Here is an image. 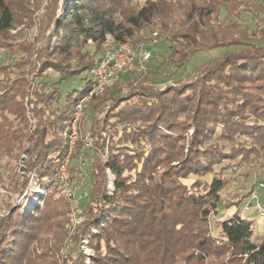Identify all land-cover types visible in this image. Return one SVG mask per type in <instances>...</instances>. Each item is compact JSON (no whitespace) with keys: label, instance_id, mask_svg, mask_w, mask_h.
I'll list each match as a JSON object with an SVG mask.
<instances>
[{"label":"trees","instance_id":"1","mask_svg":"<svg viewBox=\"0 0 264 264\" xmlns=\"http://www.w3.org/2000/svg\"><path fill=\"white\" fill-rule=\"evenodd\" d=\"M250 3L0 0V187L22 196L0 212V264H264V234L217 210L230 168L264 155V45L241 21ZM147 31L168 41L171 68L225 50L192 80L158 88L149 81L160 71L128 73L123 93L113 95L112 83L91 98L92 145L78 139L66 163L72 185L89 188V213L73 226L74 201L57 173L74 105L92 86L106 36L149 50L138 43ZM49 70L52 82L43 80ZM72 77L83 85L62 101L59 85Z\"/></svg>","mask_w":264,"mask_h":264},{"label":"rangeland","instance_id":"2","mask_svg":"<svg viewBox=\"0 0 264 264\" xmlns=\"http://www.w3.org/2000/svg\"><path fill=\"white\" fill-rule=\"evenodd\" d=\"M143 0H141L142 2ZM262 6L264 9V0H251V3L248 8H245L242 10V25L247 27L250 31H256L257 32V43L260 45H264V10H260L259 7ZM33 30V29H32ZM24 31V33L21 34V36H24L26 33L28 36H31L34 34V30L32 31ZM15 31L12 30L11 33H14ZM144 37L149 38L150 40L147 42L139 41V44H144L149 48V51L151 52V60L147 62L146 66V72H152V71H160V74L154 78H152L149 83H151L154 87L163 88L166 85H173L185 80H192L195 76V69L203 62L208 61L216 56H219L223 53L225 48H216L211 51H199L195 53L187 63H185L180 68H171L168 67L167 64H164L167 54L169 52L168 49V41L163 40L160 42H154V39L156 38L155 34H152L150 32H145ZM7 57V51L0 49V61H4ZM57 73L53 70H49L48 74L46 75L43 80H47L52 82L53 78H55ZM124 75L121 77L118 81L114 82L116 85L115 89L111 92L113 95L123 93L126 89L125 81H124ZM139 73H133L129 77L135 78L138 77ZM3 76L0 75V79ZM83 85V81L80 80L79 77H72L67 81L62 82L59 85V90L62 94V101L63 96L68 90L72 89H78ZM106 103H109L107 101ZM90 114L91 112L88 111L83 113L84 118L86 115V122H85V132H88V126L90 123ZM82 115V117H83ZM79 122V127L81 124V120ZM82 128H80V131H84ZM215 139H211L208 141L204 146H207L210 143H214ZM76 143V142H75ZM75 146V144H74ZM73 146V147H74ZM87 147L86 145H84ZM85 155V153H84ZM78 159L82 160L83 165L81 164L80 167H83L86 163H88V159L86 157H79ZM8 160L7 157H3L0 159L1 165H3ZM12 164H14V159H9ZM90 160V159H89ZM85 161V162H84ZM73 162H69V166L72 165ZM4 166V165H3ZM234 166V165H233ZM5 168V167H4ZM6 169V168H5ZM67 169V168H66ZM4 170V169H3ZM68 171V170H67ZM230 171V172H229ZM228 174H226L227 177L230 178L229 183L225 186L223 189L221 196L223 198V202L229 203V201H235L238 199H241L236 205H230L225 206L222 201L218 203L217 210L218 213L221 216H229L231 214H238L243 209V206L247 203L249 205L250 213H255L256 210V202L257 200H263L264 192L259 188L260 180L264 177V155L259 159H252L248 164L236 167L235 170H229ZM72 174V173H71ZM68 187L71 192H74L75 200H77L78 207L82 208L85 212V214L89 213V210L86 207L87 204V194L89 193V188L86 187V185L81 186L80 183H78L76 186L72 185L73 180L71 179L70 173L68 171ZM193 177L186 179L185 182L190 183L192 181ZM111 184V178L109 180V184ZM261 187V186H260ZM253 189V194L250 191ZM44 191V190H43ZM249 194L252 195V198L249 200L243 199L246 198ZM242 196V197H241ZM17 195H13L12 198H7L5 191L0 187V212H3L5 209V204L8 199V201H13ZM22 199L21 197H17V200L20 201ZM249 200V201H248ZM28 204L31 203V201L27 202ZM31 206V205H30ZM248 211H246L247 213ZM73 226L74 223H73ZM215 229L212 227V232H214ZM256 229H254V236ZM84 252L87 255L93 254V250L90 248V246L87 247L86 244L82 245ZM76 247H70V252L72 254L75 253ZM67 251H69V248H67Z\"/></svg>","mask_w":264,"mask_h":264},{"label":"built area","instance_id":"3","mask_svg":"<svg viewBox=\"0 0 264 264\" xmlns=\"http://www.w3.org/2000/svg\"><path fill=\"white\" fill-rule=\"evenodd\" d=\"M42 9L36 12V17L41 16ZM151 58V52L139 46H132L129 43L118 44L115 43L111 36L107 35L102 43V54L97 64L90 70L92 78V86L88 91L79 97L74 105L69 126L65 131L67 137V154L64 158L63 164L60 166L57 177L61 182L64 191L68 197L74 201L73 223L77 225L80 223L85 215L82 208L78 207L77 200H75L74 192H71L68 187V171L66 163L68 162V155L72 151L75 142L81 139L83 145L91 146L92 137L89 132L80 131L79 122L86 110V107L91 98L100 94L108 85L118 81L121 77L128 73H139L145 71L146 62ZM259 186L264 191V182H260ZM244 210L249 209L246 203L243 206ZM256 209L260 216H264V199L257 200Z\"/></svg>","mask_w":264,"mask_h":264},{"label":"crops","instance_id":"4","mask_svg":"<svg viewBox=\"0 0 264 264\" xmlns=\"http://www.w3.org/2000/svg\"><path fill=\"white\" fill-rule=\"evenodd\" d=\"M259 188L263 191L262 187L259 186ZM252 191H253V189L250 191V193ZM252 194H253V192H252ZM247 198L250 200L252 198V195H250V197H249V194H248V196L246 198H243V199H247ZM263 199H264V197H263ZM246 211H248V212L246 213ZM249 211H250V209H247V210L242 209L241 212L239 213V215L245 219L252 221L253 231H254V229H256V232H255L256 236L264 234V216H260L258 214L257 209L255 210V213H250Z\"/></svg>","mask_w":264,"mask_h":264}]
</instances>
